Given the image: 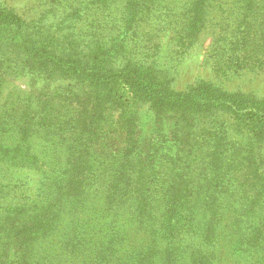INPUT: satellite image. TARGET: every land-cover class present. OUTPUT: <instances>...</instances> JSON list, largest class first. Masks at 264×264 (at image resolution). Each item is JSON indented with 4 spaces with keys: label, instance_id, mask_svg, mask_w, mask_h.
Returning <instances> with one entry per match:
<instances>
[{
    "label": "rangeland",
    "instance_id": "obj_1",
    "mask_svg": "<svg viewBox=\"0 0 264 264\" xmlns=\"http://www.w3.org/2000/svg\"><path fill=\"white\" fill-rule=\"evenodd\" d=\"M42 42L184 105L83 90ZM201 84L264 111V0H0V264H264L262 116L196 110Z\"/></svg>",
    "mask_w": 264,
    "mask_h": 264
},
{
    "label": "trees",
    "instance_id": "obj_2",
    "mask_svg": "<svg viewBox=\"0 0 264 264\" xmlns=\"http://www.w3.org/2000/svg\"><path fill=\"white\" fill-rule=\"evenodd\" d=\"M35 46L34 56H39L41 58V68L45 72L49 73L50 71H54L59 74H70L74 72L76 75H82L85 77L84 82H86L82 87L83 90L90 91L91 86L103 89L108 83L110 84L114 80L127 77L140 84V90L144 93L141 95L142 97L148 99L151 98L155 100L156 104L159 102L162 104H169V100H174L177 106L184 105V99L182 98L185 97L175 95V93L169 90L167 86L164 88V84L162 85L159 83V77L156 73L149 71L145 67L122 64L112 70L113 67L111 68L110 65L106 66V62L100 58L99 54L96 56L70 55L65 52V49H59V46L53 42L46 44L42 42L39 47L37 45ZM60 53L63 57L59 56ZM243 57H238V59L243 60ZM102 89H99V91H102ZM190 90L191 91H188L187 94L192 97L193 106L196 110H201L203 108H207L206 110H208L216 107L231 110V112L238 114L239 111L241 113L242 110L245 111L246 106H249V110L245 111L247 113L244 114L250 116L257 115L258 117L262 116V126H264V111L260 110L258 106L255 105L254 101H251V99H249L244 93L230 91L226 95H222V93H218V90L221 89L214 90L207 84L192 85V89ZM75 94L78 95L76 100H79L81 97L79 96V92L77 89L71 88L70 95L76 96ZM254 123L255 121L252 120L251 125Z\"/></svg>",
    "mask_w": 264,
    "mask_h": 264
}]
</instances>
